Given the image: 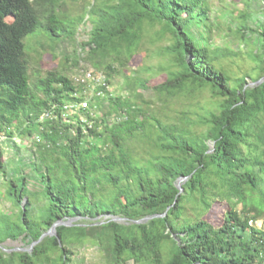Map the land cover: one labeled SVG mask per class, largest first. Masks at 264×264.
<instances>
[{"label":"trees","instance_id":"16d2710c","mask_svg":"<svg viewBox=\"0 0 264 264\" xmlns=\"http://www.w3.org/2000/svg\"><path fill=\"white\" fill-rule=\"evenodd\" d=\"M62 1L0 0V136L13 135L14 127L31 140L41 162L34 160L32 170L45 198L43 209L33 211L31 196L37 193L30 192L25 175L6 174L0 151L5 191L18 208L0 211V244L29 246L57 220H75L56 226V234L45 236L32 252L0 249V264H73L80 262L74 249L88 242L103 253L105 264H264V231L250 225L264 221V80L250 86L241 77L233 86L215 65L231 52L212 47L216 21L206 0H93L86 19H60L56 7ZM245 15L252 17L243 11V24ZM78 21L92 24L86 38L74 29ZM156 24L159 38L169 36L164 48L175 70L150 89L168 96L209 89L218 110L201 118L200 134L186 127L188 121L149 123L139 108L105 87L97 88L102 96L95 90L81 112L92 127L83 126L78 113L67 122L60 105L86 97L88 83L47 71L31 84L24 38L39 28L54 40H77L75 56L88 58L110 84L117 67L93 59L110 57L123 65L146 28ZM249 31L261 39L249 53L256 82L264 77V29ZM242 37L245 41V31ZM75 66L81 73L91 68L83 69L78 59ZM148 128L156 131L157 152L137 163L124 141ZM180 177H186L181 190ZM223 201L226 211L216 225L207 214ZM102 215L109 217L102 222Z\"/></svg>","mask_w":264,"mask_h":264},{"label":"rangeland","instance_id":"374dc122","mask_svg":"<svg viewBox=\"0 0 264 264\" xmlns=\"http://www.w3.org/2000/svg\"><path fill=\"white\" fill-rule=\"evenodd\" d=\"M93 0H64L56 7V14L60 19L82 17L86 19V11ZM208 13L216 23L212 25L210 33L213 48H228L231 54L223 58L214 60L216 66L223 68L234 86L236 80L245 77L248 82L253 81L257 75L256 63L250 58L249 53L259 48L260 36L249 29H264V0H206ZM43 12V9L41 10ZM252 15H245L246 23H242L240 17L242 12ZM10 19V18H8ZM91 23L78 21L75 31L86 38ZM237 27L241 30L238 31ZM159 24L147 27L144 37L141 40L134 54L124 61L123 65L113 63L110 57L101 56L94 61H99L102 66L112 63L117 67V71L112 74L110 89L112 95L121 96L139 108L143 117H147L149 123H153L154 118L162 123L185 124L194 134H200L204 129L200 123L202 117L209 112L218 110L217 99H215L209 89L184 91L177 95H158L150 89L152 85L165 80L169 73L175 70L171 55L164 46L169 43V36L159 38L157 31ZM243 31L246 32L245 41ZM26 56L29 62L30 81L33 85L38 76L47 71H62L71 78H82L81 68L75 66V60L82 68L94 67L87 58H77L75 56L79 43L75 39L58 38L51 39L41 28L24 38ZM258 50V49H257ZM88 69V68H87ZM142 83L146 84L142 86ZM148 86V88H147ZM14 134L0 136V151L4 170L7 175L16 177L25 175L29 180L30 192L37 193L31 196L33 211L43 209L45 198L41 191V186L37 173L32 170L34 160L37 165L39 156L34 155L35 149L27 135H21L14 127ZM156 131H147V134H137L124 141V145L130 156L137 163H142L151 158L157 152L154 142ZM6 177L0 171V211L7 213H17L18 208L12 203L6 194ZM181 183V182H180ZM40 192V193H38ZM225 201L217 202L214 208L207 214L208 219L219 225L226 211ZM190 211V208H188ZM108 216H99V220L105 221ZM97 219V220H98ZM263 220V219H262ZM261 222V219H260ZM0 249L9 253L13 251H33V247L24 244L3 243ZM79 255L78 261L73 264H105L103 253L91 243H85L74 249ZM38 264V263H36Z\"/></svg>","mask_w":264,"mask_h":264},{"label":"built area","instance_id":"2783aa9c","mask_svg":"<svg viewBox=\"0 0 264 264\" xmlns=\"http://www.w3.org/2000/svg\"><path fill=\"white\" fill-rule=\"evenodd\" d=\"M82 79L85 80V82H87L89 85L88 87L89 90L85 92L86 97L81 99L78 98V101L76 102L64 103L60 108V112L64 116L63 117L64 120H66L67 122L70 120L69 118L70 116H73L78 113L80 115V120L83 123V126H86V124H88L89 127H92L93 121L88 119L81 112L90 107L89 98L94 94L95 90H96V95L98 96L104 95V92L102 90H97L98 87H105L106 90H109L110 84L108 83V78L104 72L97 71L92 68L86 69L84 70V72H82ZM51 111L52 110L44 112L41 116V119L44 120L50 117ZM119 117H120L119 119H121L126 117V115ZM250 225L258 227L264 231V221L262 219L261 222L260 220L250 221Z\"/></svg>","mask_w":264,"mask_h":264},{"label":"water","instance_id":"95a60500","mask_svg":"<svg viewBox=\"0 0 264 264\" xmlns=\"http://www.w3.org/2000/svg\"><path fill=\"white\" fill-rule=\"evenodd\" d=\"M263 80H264V77H262L260 80H258V81H256V82H252V81H250V82L247 83V85H250V86H251V85H253V84H258V83H261ZM209 146H210V148H212V147H213V142H210V143H209ZM185 179H186V177H180V178H178V179L176 180V186H177V188H179L180 190H181L180 182L184 181ZM106 216H108V215H106ZM108 217H109V216H108ZM150 218H151V216H149V217H145V218H143V219H141V220L134 221V222H138V223H140V222H144V221H146V220H148V219H150ZM73 220H75V218H72V219H69V220H65V221H63V220H57V221L52 225V227H51L50 229H48L47 231H45L44 233H42L41 236L38 238V240L32 242V243L30 244V246L33 247L35 244L39 243V242H40L45 236H52V235H55V234H56V230H55L56 226H58V225H71V222H72ZM111 220H114V221H116V222H120V223H125V224L128 223V222L126 221V220H127L126 218H123V217H120V216H111ZM102 222H103V221H102Z\"/></svg>","mask_w":264,"mask_h":264},{"label":"bare ground","instance_id":"6f19581e","mask_svg":"<svg viewBox=\"0 0 264 264\" xmlns=\"http://www.w3.org/2000/svg\"><path fill=\"white\" fill-rule=\"evenodd\" d=\"M86 86V85H85ZM87 87V86H86ZM83 94V93H82ZM81 97V96H80ZM60 108H61V105H60ZM126 109V108H125ZM43 110V109H42ZM43 112V111H42ZM120 112V111H119ZM90 118V117H89ZM95 122V121H94ZM22 129V128H21ZM83 130V129H82ZM88 141V140H87ZM93 141V140H92ZM113 222V221H112ZM53 237V235H52ZM13 253V252H12Z\"/></svg>","mask_w":264,"mask_h":264}]
</instances>
